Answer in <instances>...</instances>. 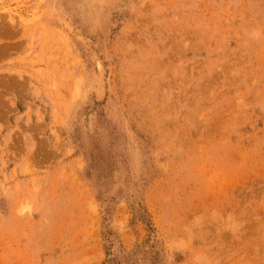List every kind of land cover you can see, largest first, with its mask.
Wrapping results in <instances>:
<instances>
[{"label": "rangeland", "instance_id": "rangeland-1", "mask_svg": "<svg viewBox=\"0 0 264 264\" xmlns=\"http://www.w3.org/2000/svg\"><path fill=\"white\" fill-rule=\"evenodd\" d=\"M0 264H264V0H0Z\"/></svg>", "mask_w": 264, "mask_h": 264}]
</instances>
